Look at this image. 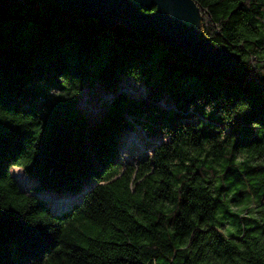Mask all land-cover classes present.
Wrapping results in <instances>:
<instances>
[{"label": "trees", "instance_id": "16d2710c", "mask_svg": "<svg viewBox=\"0 0 264 264\" xmlns=\"http://www.w3.org/2000/svg\"><path fill=\"white\" fill-rule=\"evenodd\" d=\"M195 1L234 71L156 28L0 0V264H264V0ZM97 83L114 97L91 124L79 95ZM137 125L161 142L132 162Z\"/></svg>", "mask_w": 264, "mask_h": 264}, {"label": "water", "instance_id": "95a60500", "mask_svg": "<svg viewBox=\"0 0 264 264\" xmlns=\"http://www.w3.org/2000/svg\"><path fill=\"white\" fill-rule=\"evenodd\" d=\"M57 1L65 11L77 10L104 25L124 23L142 32L156 28L167 44L211 69L234 71L241 59L227 47L215 46L203 34L200 7L195 0Z\"/></svg>", "mask_w": 264, "mask_h": 264}, {"label": "rangeland", "instance_id": "374dc122", "mask_svg": "<svg viewBox=\"0 0 264 264\" xmlns=\"http://www.w3.org/2000/svg\"><path fill=\"white\" fill-rule=\"evenodd\" d=\"M10 23L11 24H6L4 26H8L9 28H13L14 30H17L19 28V26L15 25V23ZM123 90L138 96L145 93V87L141 83H138L131 78H127L125 80L123 84ZM113 97V94L108 93L100 83H97L92 87H85L82 89L79 95L78 107L86 115L90 123L95 124L101 120L109 107V102ZM160 104L163 107H168L172 105V102L168 96L164 95L160 100ZM122 140L124 142L122 146L123 153L121 156L132 162H135V160H133L132 158V155L141 157L145 154H151L155 147L161 142L160 137L145 133L140 125H137L132 130L125 131ZM13 172L17 180L25 189H27L28 186L33 183V179L25 175L20 168L14 169ZM86 186H89V183H87ZM41 195L53 201V198L50 195ZM72 197L75 198L76 196L66 195L65 193L63 195L56 196V198L60 199L61 202L65 200L68 202L70 199H72ZM60 205L61 204H58L57 206L59 207ZM242 208L243 206H240L239 210ZM230 229L236 230L237 227L233 225L229 226L226 229V233H229Z\"/></svg>", "mask_w": 264, "mask_h": 264}]
</instances>
